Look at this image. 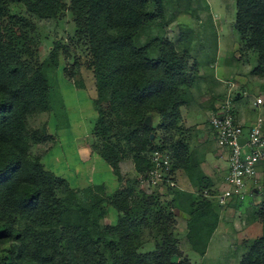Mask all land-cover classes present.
I'll return each mask as SVG.
<instances>
[{
	"label": "trees",
	"instance_id": "obj_1",
	"mask_svg": "<svg viewBox=\"0 0 264 264\" xmlns=\"http://www.w3.org/2000/svg\"><path fill=\"white\" fill-rule=\"evenodd\" d=\"M167 1L0 0V246H6L0 264H193L177 248L172 214L153 210L156 189L147 182L151 193L141 190L137 195L135 186L105 194L100 193L102 185L73 188L30 155L31 144L53 139L40 129L26 128L30 114L49 109L45 63L57 65L59 51L68 54V47L56 42L47 60L39 62L36 25L10 9L21 3L43 19L70 12L74 37L85 45L87 67L95 79L97 116L91 149L119 181L123 144L144 178L151 167L149 154L166 149V141L154 144L146 116L157 115L159 126L169 132L178 129L180 107L187 103L183 86L191 81L188 45L177 48L168 39L140 40L151 23L162 21ZM235 1L234 29L244 48L257 54L253 73L262 78L259 98L264 103V0ZM171 146L170 173L183 169L194 182L197 164L186 145ZM174 196L171 206L188 216V242L203 255L218 223L212 202L183 190ZM109 207L116 220L102 227L100 220ZM253 215L261 233L240 264H264V193ZM141 226L160 235L153 251L138 252Z\"/></svg>",
	"mask_w": 264,
	"mask_h": 264
},
{
	"label": "rangeland",
	"instance_id": "obj_2",
	"mask_svg": "<svg viewBox=\"0 0 264 264\" xmlns=\"http://www.w3.org/2000/svg\"><path fill=\"white\" fill-rule=\"evenodd\" d=\"M66 3L69 4V0ZM10 9L13 13L24 15L36 25L39 62L47 60L56 42L68 47V54L59 51L57 65L48 61L45 63L44 74L50 85L49 109L30 114L26 128L51 132L54 121L63 127L75 116L86 115L83 91H72L68 84L74 83L95 99V79L92 70L87 67L86 47L74 37L75 25L70 12H65L57 19H43L27 12L21 3L11 4ZM235 16V0H189L186 3L168 0L164 5L162 21L151 23L140 39L141 42L153 38L168 39L177 48L188 45L187 69L191 81L183 86L187 103L180 107L178 129L164 131L154 114L146 116L145 123L153 128L151 136H155L154 144L166 141L165 151L172 154L171 144L183 142L187 154L197 164L194 167L198 169L193 173L194 182L191 183L187 173L178 168L171 173L169 181L155 188L157 197L153 201L155 212L160 210L163 214H172L169 221L177 248L193 264H240L249 254L255 238L261 233V226L254 219L253 212L264 193V161L257 167L255 182L247 189L244 197L231 198L223 205H216L217 196L223 188L222 178L226 163L215 147V137L208 123L210 113L229 96L236 114L239 110L249 122L255 121L258 116L264 121V103L254 106L263 83L262 78L253 73L257 54L244 48L234 29ZM155 55L156 52L152 51L151 56ZM49 141L50 139L42 144H31L30 155L37 159L44 151L43 148L50 145ZM94 141L92 136L87 143L91 147ZM59 146L60 150L66 147L64 144ZM205 150H209L214 157L210 160L204 158ZM132 155L129 147L123 144L119 163L121 188L135 186L134 195L141 190L145 194L151 193L146 186L144 174L135 171ZM102 186L100 193H107V187ZM180 188L196 198L211 200L218 216L217 227L203 255L192 250L188 242L187 214L172 207L169 201ZM115 220L114 210L109 207L100 223L104 227L113 224ZM141 229L142 245L138 252L153 251L160 235L155 231L151 232L149 228L141 226ZM5 248V245L0 246V260L6 255Z\"/></svg>",
	"mask_w": 264,
	"mask_h": 264
},
{
	"label": "built area",
	"instance_id": "obj_3",
	"mask_svg": "<svg viewBox=\"0 0 264 264\" xmlns=\"http://www.w3.org/2000/svg\"><path fill=\"white\" fill-rule=\"evenodd\" d=\"M259 99H255L254 106L261 103ZM208 123L216 146L225 155L223 188L217 196L220 206L231 198L244 197L255 182L257 167L264 161V121L258 116L253 122H239L234 103L228 96L210 113ZM241 138L245 140L242 144L239 143ZM149 160L151 167L144 179L151 188H157L170 179V157L165 150H154L149 154Z\"/></svg>",
	"mask_w": 264,
	"mask_h": 264
},
{
	"label": "crops",
	"instance_id": "obj_4",
	"mask_svg": "<svg viewBox=\"0 0 264 264\" xmlns=\"http://www.w3.org/2000/svg\"><path fill=\"white\" fill-rule=\"evenodd\" d=\"M68 86L72 91H83L84 106L87 108V113L81 117L75 116L63 127L54 121L52 131L47 132L53 139H50V145L44 147V151L38 157L46 169L55 175L65 178L73 188H84L88 185L101 184L107 187V193L114 192L121 187V183L113 174L110 166L87 143L88 138L92 137L91 131L97 116L92 101L93 97L88 96L82 88L77 87L74 83L72 85L68 84ZM238 111V121L241 123L249 122ZM42 143L40 142V144ZM60 144L66 146L64 150H60ZM215 147L219 150L222 160L225 162L221 150L216 144ZM213 157L209 150L204 151V158L210 160ZM194 170H198L197 167ZM180 189L185 191L182 188Z\"/></svg>",
	"mask_w": 264,
	"mask_h": 264
},
{
	"label": "water",
	"instance_id": "obj_5",
	"mask_svg": "<svg viewBox=\"0 0 264 264\" xmlns=\"http://www.w3.org/2000/svg\"><path fill=\"white\" fill-rule=\"evenodd\" d=\"M244 141H245L244 138L239 139V143H241V144L244 143Z\"/></svg>",
	"mask_w": 264,
	"mask_h": 264
}]
</instances>
